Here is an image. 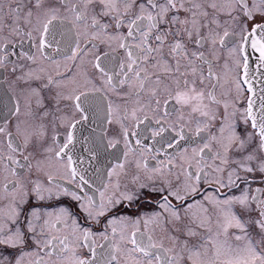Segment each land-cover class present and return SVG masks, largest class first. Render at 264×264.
<instances>
[{
  "label": "snow or ice",
  "instance_id": "snow-or-ice-1",
  "mask_svg": "<svg viewBox=\"0 0 264 264\" xmlns=\"http://www.w3.org/2000/svg\"><path fill=\"white\" fill-rule=\"evenodd\" d=\"M249 47L259 72L264 0H0V264H264Z\"/></svg>",
  "mask_w": 264,
  "mask_h": 264
},
{
  "label": "flooded vegetation",
  "instance_id": "flooded-vegetation-1",
  "mask_svg": "<svg viewBox=\"0 0 264 264\" xmlns=\"http://www.w3.org/2000/svg\"><path fill=\"white\" fill-rule=\"evenodd\" d=\"M30 48H31V43L29 41H25L22 46L19 44V42H17V47L15 49H10V50L15 52V53H19L21 51L28 52ZM33 51H34V49H33ZM47 51L49 53H51L53 56H56V54L53 50L49 49ZM10 59L12 61H17L18 57H17V55H12L10 57ZM56 59H62V58L60 56H56ZM19 62L25 63V61H23V60H19ZM46 63L47 62H45V64ZM13 79H14V76L11 73V65H9L8 70L0 69V115H6L8 112V107L12 103L13 93L9 88V81H11ZM113 99H114V97H113ZM244 99L245 100L247 99V93H245ZM106 103H107L106 101L101 99L100 109L99 108L97 109L95 116H90L89 122L81 125L82 133L79 132L78 136H80L82 134L83 136L87 137L89 135V133L91 132L93 134V138H95L97 143L99 144V142H100L99 137L101 136L102 130L107 128V127H110L106 124L105 119H104V115H105L104 108H105ZM3 122L4 121L2 119H0V123H3ZM99 127H100V130H99L100 136H97V128H99ZM93 130H95V131L93 132ZM60 131L63 132V129H61ZM145 143L148 145H151L153 143V141L148 140V141H145ZM185 146H187V145H185ZM157 147H159V145H157ZM77 149L79 151V154L87 160L89 154L84 150V147H82L81 145L78 144ZM114 151H117V150L110 149L108 151H105L103 146H101L99 149V152H98L99 159L92 161L91 167L99 168L101 170V172L106 171L108 169L110 163H112V164L115 163V161L112 160V155H111L112 152H114ZM172 151L173 150H171V149L168 150L169 153H171ZM163 158L164 157H159V159H163ZM104 161H107L105 163V166H103ZM149 162H150V164L155 163L154 161H151V160ZM85 166H88V165L86 164ZM257 186H264V185H259V184H255V183L252 185L253 188H255ZM241 187H243V185H241ZM224 191L227 192L226 189ZM232 194L239 195L240 190L239 189H233L232 192L228 193V195H232ZM63 203L66 205H70L72 202L69 200H65V201H63ZM85 252H86V250H85Z\"/></svg>",
  "mask_w": 264,
  "mask_h": 264
},
{
  "label": "water",
  "instance_id": "water-1",
  "mask_svg": "<svg viewBox=\"0 0 264 264\" xmlns=\"http://www.w3.org/2000/svg\"><path fill=\"white\" fill-rule=\"evenodd\" d=\"M247 55L249 56V72L251 76L256 77V80L254 81V86L256 87L257 93L259 94V86L262 79H264V69H261L259 72L257 71V65L259 62V54L257 52H254L250 47L247 49ZM248 95V94H247ZM99 105H101V99L96 102ZM78 128L81 129V125L78 126ZM100 127L97 128V136H100L99 133ZM79 133V132H78ZM77 133V135H78ZM108 161V160H107ZM107 161L103 162V166H105V163ZM102 166V167H103Z\"/></svg>",
  "mask_w": 264,
  "mask_h": 264
}]
</instances>
